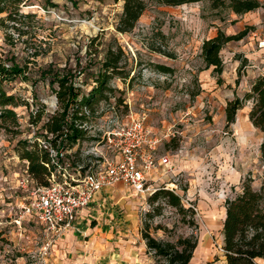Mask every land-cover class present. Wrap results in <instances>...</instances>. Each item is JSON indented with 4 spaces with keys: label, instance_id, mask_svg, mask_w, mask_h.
<instances>
[{
    "label": "rangeland",
    "instance_id": "1",
    "mask_svg": "<svg viewBox=\"0 0 264 264\" xmlns=\"http://www.w3.org/2000/svg\"><path fill=\"white\" fill-rule=\"evenodd\" d=\"M12 2L10 12L19 23L0 22V59L27 64L26 80L6 88L28 106L15 108L19 134L0 129V223L5 232L0 264H89L81 262L78 242L84 241L82 237L71 245L62 238L46 255L48 236L40 222L32 217L21 224L15 222L18 206L28 196L17 186L25 169L19 142L31 135L27 126L31 111L54 106L56 94L41 72L49 66L68 70L87 92L96 65L111 43L123 48L126 70L131 73L126 81L119 77L111 81L116 92L105 102L116 105L123 123L131 116L146 118V126L162 140L158 156L170 155L173 163V174L156 173L158 186L165 188L178 175L177 194L186 209L180 213L162 197L150 201V197L119 185L120 195L111 202L130 216L128 223L134 227L137 245H143L147 255L142 264H159L147 248L145 231L165 242L194 236L198 245L190 264H223L226 201L240 194L248 179L255 190L264 183L260 155L264 135L249 119L253 102H246L238 111L235 123L228 124L226 119L228 103L244 98L254 82L264 77L260 45L264 0H259L257 10L245 14L235 13L231 0H222L221 5L204 0L178 7L150 2L129 33L117 30L123 3L112 0H84L77 5L64 0ZM220 33L234 40L220 53L223 71L218 74L204 63L202 47ZM157 66H166L171 72H160ZM189 208H194L195 215ZM98 224L94 220L90 226Z\"/></svg>",
    "mask_w": 264,
    "mask_h": 264
},
{
    "label": "trees",
    "instance_id": "2",
    "mask_svg": "<svg viewBox=\"0 0 264 264\" xmlns=\"http://www.w3.org/2000/svg\"><path fill=\"white\" fill-rule=\"evenodd\" d=\"M13 0H0V22L12 21L19 23L18 18L10 12ZM15 4L22 0H15ZM52 4L54 0H45ZM77 5L84 0H64ZM104 2L106 0H90ZM114 3H123V12L120 15L117 30L129 33L136 27L137 22L148 8L150 2L165 6L178 7L187 4L199 3L204 0H112ZM221 5L222 0H212ZM231 7L237 14L253 12L260 7L259 0H231ZM18 8V5L15 6ZM18 13V12H16ZM233 37H226L220 33L216 38L206 41L202 47V58L207 67H214L216 73L221 74L223 63L220 53L224 46ZM127 61L123 48L111 43L103 51V59L96 65L92 75V85L89 91H83L74 76L68 70H54L49 66L41 72V77L50 80V86L56 94L59 109L50 115L46 108L37 107L30 114V123L41 126L40 130L53 134L50 143L58 148H74L78 142L87 140V132L75 127L74 122L79 119V113L84 107L97 111L102 102L108 101L116 90L111 86L114 78H122L124 81L130 77V71L126 70ZM27 64L20 66L16 62H7L0 59V129L11 134H19L21 127L16 107L21 104L19 99L10 94L6 86L17 80H26ZM160 72L169 73L171 69L166 66H157ZM252 101L253 106L249 113V119L253 126L264 135V77H259L252 89L244 98H236L226 107V119L228 124L236 121L239 110L243 109L246 102ZM20 157L22 161L29 162V173L34 180L42 186L48 185L50 171L46 164L51 161L47 150L41 148L37 141L23 140ZM261 160L264 164V141L260 146ZM150 201L164 198L167 204L180 213L185 212L181 197L171 190L160 187ZM226 217L223 223V264H260L264 261V183L259 190L252 187V180L243 182L242 192L234 198L226 201ZM189 211L195 215L194 208ZM147 248L154 252L159 264H190L198 245V239L194 236L180 238L177 242L158 241L147 231L143 234ZM5 242V232L0 226V245Z\"/></svg>",
    "mask_w": 264,
    "mask_h": 264
},
{
    "label": "built area",
    "instance_id": "3",
    "mask_svg": "<svg viewBox=\"0 0 264 264\" xmlns=\"http://www.w3.org/2000/svg\"><path fill=\"white\" fill-rule=\"evenodd\" d=\"M260 45L264 49V35ZM53 104V108L47 110L50 115L59 109L56 97ZM77 116L79 119L74 125L87 132V140L78 142L74 148L53 146L50 143L53 134L40 130L41 126L30 121L27 123L31 135L26 140L37 141L50 154L51 161L46 164L50 175L48 185H39L29 173V162L23 161L25 169L17 186L28 196L18 206L15 222L21 224L29 217L40 222L48 236L44 247L46 255L74 229L78 214L89 207L101 191L123 183L137 194L149 197L160 188L156 173L174 172L170 155L158 156L162 140L146 126L145 117L131 116L123 123L112 102H102L95 112L84 107ZM174 177L165 189L177 194L179 176Z\"/></svg>",
    "mask_w": 264,
    "mask_h": 264
},
{
    "label": "crops",
    "instance_id": "4",
    "mask_svg": "<svg viewBox=\"0 0 264 264\" xmlns=\"http://www.w3.org/2000/svg\"><path fill=\"white\" fill-rule=\"evenodd\" d=\"M121 184L101 191L90 206L78 214L74 229L65 236L66 244L70 245L77 237L84 240L78 242L82 247V263L142 264L144 261L146 254H143V245H137L134 227L128 223L130 216L123 215L111 202L120 195ZM94 220L99 224L91 227Z\"/></svg>",
    "mask_w": 264,
    "mask_h": 264
}]
</instances>
